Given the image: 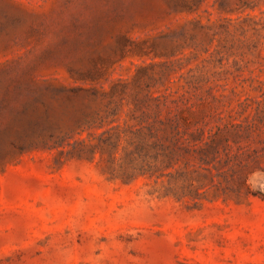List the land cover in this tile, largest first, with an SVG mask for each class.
Listing matches in <instances>:
<instances>
[{
    "label": "rangeland",
    "instance_id": "374dc122",
    "mask_svg": "<svg viewBox=\"0 0 264 264\" xmlns=\"http://www.w3.org/2000/svg\"><path fill=\"white\" fill-rule=\"evenodd\" d=\"M0 264H264V0H0Z\"/></svg>",
    "mask_w": 264,
    "mask_h": 264
}]
</instances>
